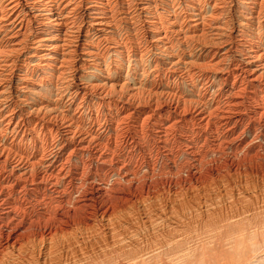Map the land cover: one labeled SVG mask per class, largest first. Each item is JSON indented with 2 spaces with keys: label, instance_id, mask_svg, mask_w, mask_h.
Listing matches in <instances>:
<instances>
[{
  "label": "bare ground",
  "instance_id": "6f19581e",
  "mask_svg": "<svg viewBox=\"0 0 264 264\" xmlns=\"http://www.w3.org/2000/svg\"><path fill=\"white\" fill-rule=\"evenodd\" d=\"M252 239L264 0H0V264H247Z\"/></svg>",
  "mask_w": 264,
  "mask_h": 264
},
{
  "label": "clouds",
  "instance_id": "9594fccd",
  "mask_svg": "<svg viewBox=\"0 0 264 264\" xmlns=\"http://www.w3.org/2000/svg\"><path fill=\"white\" fill-rule=\"evenodd\" d=\"M249 248L251 250V256L249 257L247 264H264V245H261L256 239H252L249 242ZM175 264H186L184 257H178Z\"/></svg>",
  "mask_w": 264,
  "mask_h": 264
}]
</instances>
